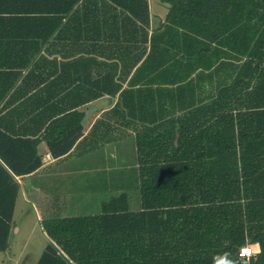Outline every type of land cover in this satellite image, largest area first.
<instances>
[{"label":"trees","instance_id":"16d2710c","mask_svg":"<svg viewBox=\"0 0 264 264\" xmlns=\"http://www.w3.org/2000/svg\"><path fill=\"white\" fill-rule=\"evenodd\" d=\"M165 1L135 78L116 83L117 101L82 140L75 109L97 96L35 115L53 157L133 134L139 206L124 191L99 213L70 216L67 196L32 194L47 238L35 264H213L225 251L243 264L248 244L259 249L248 264H264V0ZM105 2L126 15L125 26H149L147 0ZM11 132L0 128V252L16 177L41 165L36 140Z\"/></svg>","mask_w":264,"mask_h":264},{"label":"crops","instance_id":"0c3cea01","mask_svg":"<svg viewBox=\"0 0 264 264\" xmlns=\"http://www.w3.org/2000/svg\"><path fill=\"white\" fill-rule=\"evenodd\" d=\"M105 1L0 0V128H9L12 131L10 134L14 136L36 140L37 153L41 158L38 169L16 177L19 190L6 250L13 247L14 239L21 230V226L16 225V218L22 197L25 202H29L34 193L68 196L73 187L80 186L83 191L87 189L85 187L104 182L108 184L106 180L100 179L104 171L94 174L93 169L77 166H81L86 158L95 162L104 159L107 146L117 144L114 149L119 154L125 144L123 140L132 138L134 143V135L130 134L83 155L73 152L72 148L63 156L53 157L44 138L46 131L41 126L42 118L35 119L36 114L58 111L84 96H97L75 109L83 114L81 136L75 142L78 143L87 135L93 123L114 106L119 96V91L112 93L116 83L125 88L127 82L135 78L136 68L143 64L150 48L148 38L163 23L168 3L165 0H147V27L141 23L132 26L130 22L125 26L123 18L126 15ZM143 49L145 51L141 57ZM138 75L139 79L147 78L146 72ZM103 82H111V85L106 83L104 86ZM104 87L108 90H101ZM69 96L73 99L66 100ZM60 97L64 98L61 102L58 99ZM130 157L132 161V151ZM121 159L122 164H125L123 154ZM65 163L76 167L72 168L73 171L62 170ZM117 171L114 174L109 171L108 176L115 178L112 182L121 187L116 191L119 194L124 192L120 180L124 171ZM68 173L75 176V182L72 181L70 187L59 185L58 189L55 187V190H50L41 181L49 179L54 183L60 182ZM79 175L82 176L78 178ZM73 192L76 193V190ZM33 207V213L26 208L22 210L24 216H29L31 212L33 220L30 217L24 220L22 216L23 221L20 222L32 224L29 236L42 217L36 206ZM40 254L34 261L37 262Z\"/></svg>","mask_w":264,"mask_h":264},{"label":"rangeland","instance_id":"374dc122","mask_svg":"<svg viewBox=\"0 0 264 264\" xmlns=\"http://www.w3.org/2000/svg\"><path fill=\"white\" fill-rule=\"evenodd\" d=\"M127 141V142H126ZM125 143L122 148H120L121 153L117 154L116 150L114 149V146L117 144L107 146L106 147V156L104 159L95 162L90 158H86L85 161H83V164L79 167H85L86 169H93L96 173L97 171H104L100 179L106 180L108 184H99L93 187H85L87 189L82 191V187L77 186L73 187L71 189V194L67 196V207L69 208V213H75V215H89V214H96L100 212L101 203L108 198H110L112 195H117L116 191L120 189L121 187L114 185L112 182L113 177L109 178V171L113 172L112 174L118 172L117 170H123L124 173L122 174V178L120 180L123 184V190L129 194L130 196V205L131 208L135 209L139 206L138 202V174H137V164H136V154H135V147L132 138H128L123 140ZM128 149L130 151L128 152ZM132 151V161H131V154ZM122 154L125 156V164H122L123 159H121ZM130 160V162L128 160ZM135 164V165H134ZM64 168L62 170L69 169L70 171H73L75 169V165L65 163L63 164ZM105 175V176H102ZM82 175H79L78 178H80ZM113 176V175H112ZM42 183H44L50 190H55L56 188H59V185H65L69 186L71 185L72 181L75 182V176L69 175V173L62 179L60 182L54 183L53 180L49 179H43L41 180ZM112 182V183H111ZM43 184V185H44ZM56 187V188H55ZM73 190H76V193L73 192ZM113 192V193H112ZM115 192V193H114ZM68 194V193H64ZM35 197H32L29 199V202H25L23 197L21 198V202L18 206L17 211V218H16V225L21 226L20 232L16 235L14 239V244L11 249H8L6 251L0 252V264H34L36 261H34L35 257L38 255V253H41L43 250L47 240L44 234L42 233L41 227L39 225H36L35 231L29 236V230L32 227V224H20L22 222V216L23 219L26 220V218L30 217V219L33 220L32 213L36 205ZM26 208L30 210L29 216H24L22 214V210ZM40 210L45 212L44 208L41 207ZM25 222V221H24ZM29 237V238H28ZM254 251L258 248L256 244L249 245ZM40 250V252H39Z\"/></svg>","mask_w":264,"mask_h":264},{"label":"clouds","instance_id":"9594fccd","mask_svg":"<svg viewBox=\"0 0 264 264\" xmlns=\"http://www.w3.org/2000/svg\"><path fill=\"white\" fill-rule=\"evenodd\" d=\"M253 249L245 247L241 251V260L243 261V264H248V259L253 255ZM259 254V249L257 248L256 253ZM213 264H238L236 260H233L231 258V253L230 252H222V253H217L213 257Z\"/></svg>","mask_w":264,"mask_h":264},{"label":"built area","instance_id":"2783aa9c","mask_svg":"<svg viewBox=\"0 0 264 264\" xmlns=\"http://www.w3.org/2000/svg\"><path fill=\"white\" fill-rule=\"evenodd\" d=\"M47 157L49 158V156H47ZM245 247L251 248V247L249 246V244H248V245H245V246H243V247H241V248H240V251H239V255H240V256H241V251H242V249L245 248ZM253 252H254V250H253Z\"/></svg>","mask_w":264,"mask_h":264}]
</instances>
